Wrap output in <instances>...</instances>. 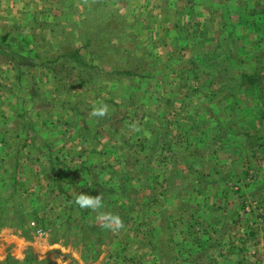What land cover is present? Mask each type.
Segmentation results:
<instances>
[{"label": "rangeland", "instance_id": "rangeland-1", "mask_svg": "<svg viewBox=\"0 0 264 264\" xmlns=\"http://www.w3.org/2000/svg\"><path fill=\"white\" fill-rule=\"evenodd\" d=\"M263 106L264 0H0V264H264Z\"/></svg>", "mask_w": 264, "mask_h": 264}, {"label": "trees", "instance_id": "trees-1", "mask_svg": "<svg viewBox=\"0 0 264 264\" xmlns=\"http://www.w3.org/2000/svg\"><path fill=\"white\" fill-rule=\"evenodd\" d=\"M87 31V30H86ZM91 39H90V41L95 37V32H93V31H91V32H89L88 34H87ZM78 48V46L76 47V49ZM76 49H70L69 51H71L70 52V54H74L76 57H77V59H75V60H77V61H73L74 62V64H76V65H81V66H86V64H85V57H83L81 54H78L77 52H78V50H76ZM65 51L64 50H62L59 54L61 55V56H63V57H68V58H70L66 53H64ZM100 55H98V57H99ZM55 59V58H54ZM141 59V58H140ZM61 64H65V63H61ZM138 68H139V66H138V64L136 63L135 65H131V66H128V68L125 70V71H123L124 73H127V74H129V75H137V70H138ZM120 73V72H119ZM220 73H222V72H220ZM261 78H262V75H259L258 73H256V72H249V71H241L240 72V79H241V81L243 80V79H245L246 81H247V83L248 84H250V85H252L253 86V84L254 83H257L258 84V87L257 88H255V86H254V88L255 89H259L260 88V84H259V82L258 81H260L261 80ZM253 89V88H252ZM258 112H261V113H259L260 114V116L261 117H263L264 116V106L263 107H261V108H259L258 109ZM257 112V113H258ZM259 116V117H260ZM30 127H31V129H32V126L31 125H29ZM33 130V129H32ZM230 131H232V129L230 130ZM218 140H219V138H218ZM58 158L57 157H53V159H50V160H52L51 161V163H50V165L48 166V169H47V171L49 170L51 173H52V180L54 181V182H56V179L58 178V175H56V173H55V171H56V167H57V164H63L61 161H56ZM56 161V162H55ZM66 169H67V171H69L70 169L68 168V167H66ZM104 191H106V190H104Z\"/></svg>", "mask_w": 264, "mask_h": 264}, {"label": "clouds", "instance_id": "clouds-1", "mask_svg": "<svg viewBox=\"0 0 264 264\" xmlns=\"http://www.w3.org/2000/svg\"><path fill=\"white\" fill-rule=\"evenodd\" d=\"M106 110V107L101 105L100 107L93 109L92 115L103 116ZM75 203L82 209H90L93 212H96L98 219L101 221V227L109 229H119L122 227V222L118 216L103 211L102 198L100 196L89 197L87 195H80L76 198Z\"/></svg>", "mask_w": 264, "mask_h": 264}]
</instances>
